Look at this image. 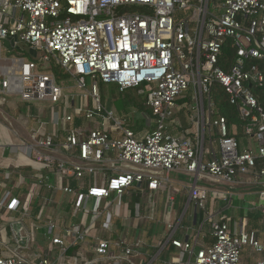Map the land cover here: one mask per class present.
<instances>
[{"label":"built area","instance_id":"built-area-1","mask_svg":"<svg viewBox=\"0 0 264 264\" xmlns=\"http://www.w3.org/2000/svg\"><path fill=\"white\" fill-rule=\"evenodd\" d=\"M9 38L28 45L40 57L38 62L22 60L17 67L11 66L0 79V93L20 96L26 102L68 100L65 88L44 70L47 64L43 62H55L78 77L79 88H86V77L91 79V89L83 95L86 104L73 114L55 113L54 121L69 125L84 116L95 126L67 128L63 146L71 152L69 158L54 153L39 159L56 166L60 181L71 177L83 182L92 176L86 194L62 187L77 196L76 212L83 209L79 199L85 201L87 210L93 199V212L99 214L97 203L123 194L136 182L157 190L166 183L165 173L178 169L220 183L254 172L264 179V166L257 168L258 160L264 159V107L252 89L264 83V0H0V42ZM228 48H234L236 55L226 69L221 62ZM99 83L115 84L120 92L145 86L141 93L146 94L151 110V130L137 136L107 109ZM215 84L248 120L245 132L255 138L257 149L241 148L239 140L229 135L226 118L214 116L211 92ZM186 98L196 111L191 132L189 128L174 133L177 114L192 105ZM216 132L218 150L208 159L204 144ZM38 143L48 150L56 145L53 135ZM211 191L198 181L190 186L195 206L206 212L204 224L211 229L213 243L194 250L189 242L173 240L180 249L174 264H186V253L190 254L187 264H243L245 248L264 252V243L254 231H234L230 223L207 212ZM259 195L264 215V184ZM32 199L33 191L23 203L10 192L0 199V211L22 216L13 220L15 243L0 238V264H141L137 259L144 254L142 241L117 243L90 236L91 230L77 223L52 239L59 249L55 258L29 259L23 251L31 243L23 217L30 215ZM17 225H21L20 235ZM49 226L57 228L53 221ZM103 227L113 230L111 212ZM88 236L95 241L96 257L89 259L81 252L80 261L70 258L69 247L87 244ZM257 264H264V259Z\"/></svg>","mask_w":264,"mask_h":264},{"label":"crops","instance_id":"crops-1","mask_svg":"<svg viewBox=\"0 0 264 264\" xmlns=\"http://www.w3.org/2000/svg\"><path fill=\"white\" fill-rule=\"evenodd\" d=\"M16 15H20L19 11L16 12ZM15 41V38H9L0 42V79L11 66L17 67L22 60L39 61V53L30 49L28 45L20 42L15 43ZM17 97L15 101L8 103L3 100L2 109H0V199L5 192H10L19 198L20 195H24V201L21 200L23 203L33 191V199L30 204V217L33 219L29 223L25 219L27 216L23 217L31 239L30 246L35 245L29 251L23 249L29 259L38 261L45 255L55 258L59 249L53 244L52 239L56 234L63 233L70 224L77 223L85 228L88 227L91 230L90 236L107 237L117 243L125 240L128 242L142 241L144 254L137 259L141 264H174L173 259L180 255V249L173 244V240L189 242L194 246V250H198L203 245H211L214 241L210 227L207 223L204 224L206 212L197 209L191 198L190 186L196 181L209 186L212 189L211 192L219 194V197L221 195L220 198H217L218 200L210 199L207 212L230 223L234 231L239 232L243 229L254 231L259 241L264 243V215L261 212L259 195L264 179L256 172L247 175L238 174L232 181L220 183L209 179H197L194 174L184 169L174 170L165 173L166 183L157 190L149 189L146 183H141L140 186L134 185L121 195L114 194L108 199V204L114 205V212L109 210L106 212L100 210L99 214L93 212L96 202L91 203V199H89L86 218H78L79 213L75 209L77 196L65 193L62 187L70 186L77 193L86 194L93 184L92 179V184L88 188L86 187L87 178L83 182L71 177L60 181L56 166L47 165L46 161L39 159L41 155L46 156L54 153L58 158H69L71 152L63 146L67 135L66 130L78 119L83 120L84 116L76 117L73 123L67 124L68 127L63 130L64 134H62L63 124L56 125L55 113L60 112L61 116L66 113L57 110L56 105L50 103L48 107H37L36 112L33 107H30V110L24 114L22 112L23 104L26 103L22 102L26 101H23L21 97L19 100ZM67 97V113L73 114L74 109L86 104L83 96L68 94ZM90 103L88 101L89 105ZM106 107L114 112L111 105ZM183 109H189L190 112L195 111L193 103L190 107ZM183 109L177 114L179 122L177 127L172 130L174 133L189 130V128L191 132L192 122L189 123L191 113L184 116L181 113ZM150 116L144 115L143 121L147 127H151L152 124L149 120ZM30 117L33 122L30 121ZM117 117L120 118V116ZM25 119H29L27 120L28 124ZM133 120L139 123L135 115ZM42 123L43 128L39 130ZM83 125L82 128L86 130L95 126L92 121ZM134 131L136 132V130ZM147 131L144 129L136 134L139 133V136H143ZM48 135L55 137L56 145L53 150H48L38 143V141H45ZM215 141V136L206 138L204 151L208 159L213 152L218 150V147L213 146ZM255 143L256 140L252 137L246 139V143L242 142V146L257 149L258 143ZM207 146H209L208 151L206 150ZM40 177L43 178L41 183L39 182ZM77 181L79 185L77 184V188H75L74 185ZM99 182L103 183V179L100 178ZM38 192L39 195H44L45 202L40 211L33 214L32 203ZM124 197H128L126 205L122 203ZM109 212L113 214V230H106L103 227L106 214ZM92 214L96 215V219L93 220ZM8 217L16 220L22 216L19 212H10L5 209L0 211V229L6 227L8 236H13V220H9ZM99 219L100 222L97 221ZM186 219L191 223V227L185 224ZM49 221L55 222L57 228L52 229L49 226ZM178 233H181L182 238ZM90 236L87 238V244L79 243L70 246L68 256L78 258L80 261L78 254L82 252L87 258L94 259L96 257L93 250L95 241ZM1 237L3 235L0 232ZM242 255H244L243 264H257L264 259V252L260 253L252 248H245ZM189 257L190 254L186 253V264Z\"/></svg>","mask_w":264,"mask_h":264},{"label":"rangeland","instance_id":"rangeland-1","mask_svg":"<svg viewBox=\"0 0 264 264\" xmlns=\"http://www.w3.org/2000/svg\"><path fill=\"white\" fill-rule=\"evenodd\" d=\"M6 62L8 63V60H6ZM43 64H47V69H44V70H47V72H51V73H53L54 74V76L57 78V80H58V82H59V84L61 85V86H63L64 88H65V95H68V94H70V95H77V96H83L84 94H87L88 93V90H90L91 89V79L89 78V77H86V82H87V86H86V88H79L78 87V80L77 79H79L78 77H73V76H71V75H69L68 73H66V71L64 70L63 72L65 73H63V72H61L60 74H59V76L57 77L56 76V74H55V72H54V65L56 64L55 62H53V63H51L50 65L47 63V62H43ZM113 85H115V84H105V83H99V89H100V93H101V96H102V102H103V104L105 105V107L106 106H108V107H110V103H108L107 102V100H108V98H110V92H111V90H112V86ZM16 96L17 95H14V96H9V95H6V94H3V93H0V109H2V104H3V100H5L7 103L8 102H10V101H15L16 100ZM145 102H146V94H145ZM19 100H20V96H18L17 97ZM90 100V102L92 103V100H91V98L89 99ZM18 103V102H17ZM22 103H26V104H23V113L24 112H28L29 110H30V107H33L34 108V111L36 112V109H37V107H39V108H44V107H48V106H50L49 104H50V102H47V101H32V102H22ZM14 104V103H13ZM52 105H56V107H57V110H61V111H63L64 113H67V108H68V104H67V98L66 97H63L62 99H61V101L59 102V103H57V104H53V103H51ZM146 105V104H145ZM147 106V105H146ZM148 107V106H147ZM107 108V107H106ZM112 108V107H111ZM149 108V107H148ZM150 109V108H149ZM3 110L5 111V108H3ZM131 111H133L134 112V114H133V116L135 115L136 116V120L137 121H139V123H138V125L139 126H137L134 130H136V132H138V131H142V130H144V129H147V130H151L150 128L151 127H147L146 125H143L142 124V122H143V119H144V115L147 117L148 116V114H147V112H143V111H141V110H139V109H136V108H132V110ZM217 111H219L218 110V108H217V106H215L214 107V116H217V114H216V112ZM25 114V113H24ZM46 114V113H45ZM0 115H1V113H0ZM124 116H125V114H123V120H125V118H124ZM127 116L129 117V118H132V115L130 114V115H128L127 114ZM194 116H196V111H191V114H190V119H191V117H194ZM29 119H31L30 121L31 122H33V119H32V117H30ZM29 119H27V120H29ZM26 119H25V121H26V124H28L29 123V121H27ZM189 123H191V121H189ZM147 124V123H146ZM71 126H73V127H79V128H82V126H84L83 125V121L81 120H77V121H75V123H73ZM61 133L62 134H64V132H63V130H65L66 129V125L65 124H63V126L61 127ZM83 129V128H82ZM61 134V135H62ZM66 134H67V131H66ZM137 136H139V133H137ZM218 145V143H217V140H216V143H214V147L216 146L217 147V145ZM255 144H257V142L255 143ZM215 147V148H216ZM208 149H209V146H207L206 147V150L208 151ZM59 175H60V173H58ZM91 179H92V176L91 175H88L87 176V181H88V183H87V188L92 184L91 183ZM63 180H65V178L63 179ZM77 184L79 185V182L77 181V183L74 185V187L75 188H77ZM87 188H86V190H87ZM25 190V189H24ZM220 197H221V195H220ZM219 197V194H217V193H215V192H211L210 194H209V201H210V199L212 200H214V199H217V198H220ZM20 198H21V200L22 201H24V195H20ZM127 199H128V197H124L123 199H122V203L124 204V205H126L127 204ZM218 200V199H217ZM44 202H45V199H44V195H39V192L38 193H36V197H35V200H34V202L32 203V210L31 211H33V214L34 213H36V212H39L40 211V208L42 207V205H44ZM84 203H85V201L83 200V199H79V204H81V206L83 207V209H82V211L79 213V215H78V218H80V219H85L86 218V216H87V208H85L84 207ZM91 203H94V200L93 199H91ZM97 204H99V206H100V210L101 211H105L106 212V210H109V211H112V212H114V205L113 204H111V205H109L108 204V199H104L103 201H101L100 203H97ZM93 215V220L94 219H96V215L95 214H92ZM31 215H29V216H27L25 219H26V222H31L32 221V219L33 218H31L30 217ZM8 219L9 220H13L14 218H12V217H8ZM7 219V220H8ZM100 219H101V217H100ZM100 219L99 220H97L98 222H100ZM96 222V221H95ZM97 222V223H98ZM185 224L186 225H188L189 227H191V223H189V222H187V219L185 220ZM0 231H1V233H2V235H3V238H4V240L7 242V243H9V244H14L15 243V240H14V238H13V236H8V232H7V228L6 227H3V228H1L0 229ZM178 235L182 238V235H181V233H178ZM35 247V245H32V246H29V247H26L25 249H26V251H29L30 249H32V248H34ZM245 250V249H244ZM26 253V252H25ZM243 260H244V255H242V262H243Z\"/></svg>","mask_w":264,"mask_h":264},{"label":"trees","instance_id":"trees-1","mask_svg":"<svg viewBox=\"0 0 264 264\" xmlns=\"http://www.w3.org/2000/svg\"><path fill=\"white\" fill-rule=\"evenodd\" d=\"M225 60L223 58V61L221 64L226 69L229 68L230 64H233L235 60V49L234 48H228L225 50ZM63 68L59 64L54 65V72L56 76L58 77L61 72H63ZM64 73V72H63ZM65 74V73H64ZM143 87H130L126 89L125 91L120 92L117 85H113L110 92V98H108L107 102L110 103L112 106L116 116H120V118L123 117V114H125V122L128 127L135 129L138 125L137 122L133 120V114L134 112L131 111L132 108L139 109L143 112H147L148 115H151V110L145 105V94L141 93V89ZM256 97L260 101V103L264 107V83L262 85H254L252 87ZM212 98L215 103V105L218 108V116H223L226 118L228 125H229V135L236 137L239 142L241 148H244L242 146V142L246 143V139L252 138L248 136L245 132V127L248 123V120H245L242 118V116L239 114V111L235 105L230 103L229 98L227 94L224 92V90L221 88L219 84H215L212 89ZM187 101L191 102L190 98H186ZM182 115H189L191 112L189 109H183L181 112ZM128 115H132V118H129ZM82 118V117H81ZM83 124L87 125L89 120H87L85 117L82 118ZM123 119V118H122ZM143 125H145V121L142 122ZM66 128L68 127L67 124ZM216 140L219 138L218 132L215 133ZM250 148V147H249ZM258 166L257 168L260 169L264 166V159L258 160Z\"/></svg>","mask_w":264,"mask_h":264},{"label":"water","instance_id":"water-1","mask_svg":"<svg viewBox=\"0 0 264 264\" xmlns=\"http://www.w3.org/2000/svg\"><path fill=\"white\" fill-rule=\"evenodd\" d=\"M134 185H138V186H140V185H141V183H139V182H136V183H134ZM15 228H16V230H17V233L20 235V229H21V225H17Z\"/></svg>","mask_w":264,"mask_h":264}]
</instances>
